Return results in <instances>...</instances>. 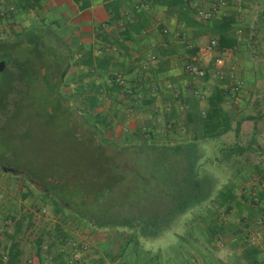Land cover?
Returning <instances> with one entry per match:
<instances>
[{
  "label": "rangeland",
  "instance_id": "rangeland-1",
  "mask_svg": "<svg viewBox=\"0 0 264 264\" xmlns=\"http://www.w3.org/2000/svg\"><path fill=\"white\" fill-rule=\"evenodd\" d=\"M207 5L204 0L202 9H207ZM235 6L243 11L252 10L253 6L256 10L262 8L261 11L253 9L252 26L245 24L249 13H237V22L245 33L259 31V26L264 27V0L241 1ZM149 13L150 37L160 39L158 43L161 44L165 42L161 41L163 34L159 36L155 26L162 12L159 8H153ZM229 13L220 10L216 16ZM32 20L35 26L48 28L49 34L60 37L70 47L73 58L59 83L57 95L50 94L51 89L44 87V84H34L36 80L15 92L14 89L19 86L18 79L14 77L17 71L12 66L8 69L6 65L0 73V241L22 246V256L17 259L20 264H39V261L40 264H66L73 253H77L79 258L75 264H186L187 260L190 264H234V252L240 254L241 244L247 238L254 244L264 243V215L256 214V208L253 215L239 208L227 212L217 196L226 187H230L239 199L259 189L262 179L255 170L264 169V152L229 154L224 146L236 142L232 135L227 141L212 143L213 150L202 145L191 148L195 164L186 182L202 184V196H198L201 199L187 203L182 213H178L168 227H163L167 219L172 218V207L177 205L176 202H189V198L183 196L184 157L172 156L160 146L174 147L178 142L191 144L193 141L185 137L190 130L183 124H164L163 120H154L156 123L149 125L160 133L171 131L177 136L174 142L148 136L146 126L142 130L134 127L126 110L131 108L133 113L137 112L139 105L133 100L129 86L115 91L110 77L111 70L123 72L119 60L123 55H116L117 51H112L116 54L112 68L107 71L83 67L76 62L81 49L87 50L82 48L79 40L74 43L70 41V36L76 35L71 28V19L56 25L42 24L35 17ZM185 35L189 36H184L180 42L186 44L194 40L191 33ZM99 41L101 43L91 47L95 54H111L101 39ZM209 41V37L200 40V47H205ZM179 46V53L187 50L185 45ZM251 47L245 43L244 52L253 54ZM18 51L19 57L26 53L22 48ZM215 53L204 59L213 62L217 57ZM32 64L29 59L28 75L38 79L41 73L38 74L39 71ZM9 72L14 74V78ZM230 72L234 74L233 69ZM12 80L16 81L12 83ZM141 96L139 100H142V106L147 107L142 110L155 118L158 112L152 109L154 105L151 106L149 97L147 94ZM92 97L97 99L95 108L90 106ZM63 105L78 117L77 120L68 124L66 114L52 117L54 112H65ZM166 111L170 112V109ZM178 111L176 117L182 123L183 109ZM71 131L79 132L78 136L71 137ZM246 143L247 139H244L241 145ZM258 144L264 146V141H258ZM116 146L130 153L120 154ZM219 148L224 152H220ZM98 152H104L107 161H114L121 170L115 171L112 163H109L106 175L111 177L101 178L103 161ZM219 158L226 159L223 166L218 164ZM23 174L35 179L31 180ZM42 176L47 177L40 180ZM116 178H121L122 182L115 183ZM43 183L60 185V189L65 191V199L73 196L81 206L74 210L65 207L55 195L42 191ZM69 189H72L71 193L67 192ZM97 198V203H93ZM78 212L92 220L117 218L127 223L131 219L140 225L133 228L109 225L98 228L94 222L80 217ZM14 219H20L19 231H22L21 235L15 237L11 236L15 229ZM144 222L155 228L160 225L155 235H146L141 225ZM212 225L224 228L222 236H211ZM175 235L182 240L181 243L176 241ZM40 236L45 237L44 243L37 244ZM52 243H60L62 251L51 246ZM177 244H183V247L178 246L175 251ZM0 255L6 260L5 251ZM158 258L162 260L161 263Z\"/></svg>",
  "mask_w": 264,
  "mask_h": 264
},
{
  "label": "trees",
  "instance_id": "trees-1",
  "mask_svg": "<svg viewBox=\"0 0 264 264\" xmlns=\"http://www.w3.org/2000/svg\"><path fill=\"white\" fill-rule=\"evenodd\" d=\"M11 2L12 0H8ZM41 0H15V7L22 12L27 11H37L39 9V3ZM93 0H71V2L77 6L79 11H83L89 8L92 4ZM105 12L108 15L105 23L100 24L98 26L96 35L99 39H101L103 45L107 47L106 49L111 50V54H102V55H92L91 51H82L80 54L79 60L76 62L83 67L89 69H96L100 72L109 70L108 67L112 66V62L115 58V55L122 54L125 57L129 51V46L126 43L132 42L138 35L143 32L149 31L151 25V14L149 11L153 8L162 7L165 9V14L174 18L177 22V25L180 26V29L174 33L163 31L165 30L164 26H155V31L160 34H163V38L160 42L161 44H157L149 48L150 52L146 53V57L143 60H139L138 62V74L142 72H147L150 68L149 66L156 62L158 59L165 58V56L176 55L178 54L179 45L188 47V44L183 41L180 42L181 39L186 36V32L191 33V36L195 40H202L206 37L211 38V40L216 41V51L219 54L224 53L227 50H234L237 46V36H240L242 33L244 34V29L238 27H233L237 20V14L232 11L229 14H223V16H215L208 20L201 21L197 17V12L202 10V2L204 0H100ZM207 1V9L211 10V5L218 0H206ZM230 5L232 2L235 5L239 2H245L247 0H222ZM146 2V3H145ZM151 7V8H150ZM150 8V9H149ZM204 10V9H203ZM227 9L223 10L226 12ZM218 13V12H217ZM216 13V14H217ZM216 18V19H215ZM113 26L112 30L107 33L105 29ZM48 28H42L38 25L32 26V28H27L22 30L21 32L15 33L11 39L0 40V61H4L9 69V66H12L14 70L17 71L15 73V78L18 79L17 88L14 89L15 92L19 90L22 86L33 84L32 81L36 80L34 84H41L44 87H49L50 94L57 95V88L59 83L62 81L63 77L66 74L67 67L70 65V62L73 58V53L70 50V47L62 42V39L56 35L49 34ZM150 36V32L148 34ZM160 40V39H159ZM158 40V41H159ZM174 40L179 42H174ZM101 43V42H100ZM179 43V44H178ZM103 45H101L103 47ZM191 46V45H189ZM183 47V48H185ZM22 48L25 50V54L19 57V49ZM185 52L181 54L184 57V62L182 65V69L184 71V66L186 63H190L193 61L198 54V47H189L186 48ZM112 51H117L116 53H112ZM147 51V50H146ZM109 53V52H108ZM184 53V54H183ZM150 56H154V60L151 61ZM33 62L32 65L39 71L38 74L41 73V76L38 79L33 78V76L28 75L29 68V59ZM121 59V58H120ZM119 59V60H120ZM118 60V61H119ZM117 61V60H116ZM121 61V60H120ZM142 61V62H141ZM121 68L123 72H117L115 70H111L110 77L113 82L114 90L120 91L121 88L129 86L130 93L134 96V101L142 98V88L139 86L138 79H140L142 75L137 76V73H134V77L131 76V73L134 70H126L124 63L121 61ZM10 75H14L9 72ZM185 73V72H184ZM187 74V73H185ZM188 75V74H187ZM207 75V72H206ZM205 75V80L207 77ZM190 78L191 76L188 75ZM13 77V76H12ZM13 77V78H14ZM235 78V77H234ZM192 79V78H191ZM236 79V78H235ZM45 80V81H44ZM219 81H226L225 85L230 83L228 77H224L223 79H219ZM237 80V79H236ZM13 81L16 80H12ZM44 81V82H43ZM110 81V82H111ZM44 84V85H43ZM135 84V85H134ZM225 94L235 96L237 94H232L230 89H221L216 88L213 94L208 98V111L203 120L202 131L205 136L214 137L215 135H219L222 132H225L230 127V120L222 110L220 104L223 102V97ZM148 96V95H147ZM144 99V97H143ZM96 97L91 98V107L95 108L96 106ZM146 100H144L145 103ZM64 106L65 112H54L55 116H61L66 114L69 118L68 124L72 120H77L78 117L74 116L72 111L69 112V109ZM175 113V110L173 111ZM174 113H171V116L174 117ZM72 117V119H70ZM72 134H69L71 137L78 136V133L71 131ZM90 139V138H89ZM92 141V139H91ZM95 147V146H94ZM193 145H184L179 147H162V149H166L168 154L175 156L181 155L183 160L185 161V174L183 176V189H184V198H189V202L185 201L184 203H177V205L173 206V216L172 218L167 219V221L163 224L165 227L169 226L172 220L175 219L178 213H182L181 211L186 207L187 203H192L197 199H201L198 196H202L201 189H203L202 184L199 182L187 183L188 175L190 173V169L195 164V155L194 152H191L190 149ZM159 148V147H157ZM97 149V148H96ZM116 150L119 151L120 154L130 153L126 152V149L115 147ZM101 151V149L99 148ZM229 154H241L242 152H228ZM100 155V159L102 168L100 169V177H111V175H106L108 170L106 168L107 164L112 163L114 166V170H121L119 165L114 161H107L104 156V152H98ZM16 171V170H13ZM255 172L260 175L261 186L259 189H256L254 192H251L249 196H241L239 199L235 194H233L232 189L230 187H226V189L219 191L217 196L220 200V205L225 206V210L229 212L233 208H239L240 210H246L249 215L253 214H261L264 215V169H256ZM29 179L33 180L34 177L30 175H25ZM47 176H42L40 180ZM115 178V177H114ZM114 180V179H113ZM112 180V181H113ZM116 181L122 182L121 178H116ZM43 182V181H42ZM41 182V183H42ZM50 185V187H49ZM42 191L46 194H53L57 197L59 203L64 205L65 207H72L76 209V207L81 206L78 204L73 196H70L69 199H65V191L63 192L60 189V185L54 186L51 184H42ZM67 192L71 193L72 189L67 190ZM183 199V198H181ZM99 198L93 200V203H97ZM191 201V202H190ZM180 204V206H179ZM89 204L83 205V208L88 207ZM117 208V207H115ZM256 208V212L254 213ZM76 211V210H75ZM79 213V212H78ZM80 214V213H79ZM80 217L86 219L89 222H94V224L100 228L109 226H126L129 228H133L134 226H139L138 222L131 221V219L125 223L121 219H107L105 220H92L89 216H85L84 214H80ZM145 223V222H144ZM141 225L144 226V231L146 235L153 236L156 234L157 228L152 227L148 222ZM136 224V225H135ZM247 226V225H245ZM224 233V228L222 226L212 225L210 228V234L212 237H220ZM242 251L239 255L235 253L234 264H264V243L263 244H254L249 238L241 244ZM138 251V250H137ZM20 255L18 251V244H11V248L9 250V255H7L6 260L2 259L0 255V264H17L18 256ZM208 263V262H207ZM66 264H69V260L66 261Z\"/></svg>",
  "mask_w": 264,
  "mask_h": 264
},
{
  "label": "crops",
  "instance_id": "crops-1",
  "mask_svg": "<svg viewBox=\"0 0 264 264\" xmlns=\"http://www.w3.org/2000/svg\"><path fill=\"white\" fill-rule=\"evenodd\" d=\"M233 3L234 2L228 5L226 11H234L236 14L241 11V14L246 13L245 15L249 13L246 16L247 21L245 24H251L252 26V19H254L252 14L255 13V6H253L254 10L246 9L243 11V9L240 10V8H237ZM158 8L159 11L162 12V16L157 18V26L162 25L166 27L170 33L179 30L180 26L177 25L176 20L167 16L164 8ZM261 10L262 8L258 7V10L256 11ZM33 17H35V19H40L42 24L54 23L55 25L63 23L65 19H71L70 24L71 26L73 25L71 28L76 35L72 34V37L70 36V41H73L72 43H74V41L79 40L82 48L91 51L92 55L95 56L96 54L91 47L100 43L96 32L98 26L105 23L108 15L100 0H93L91 6L83 11H79L77 6L74 5L71 0H41L37 11L31 10L27 12H22L17 9L15 7V0H12L11 2L8 0H0V40L10 39L15 33L35 26V21L32 20ZM237 19L238 17H236V20ZM238 26H241L238 22L233 25V27ZM112 28L114 27L110 26L105 30L109 33ZM149 32L150 31L143 32L132 42L126 43L130 49L127 51L128 54L120 60L124 63L126 70H134V72L131 73L132 77H134V73L138 74L139 60H143V58L146 57V53L150 52L149 48L158 44L159 39L157 38L158 40H156L151 38L148 35ZM186 33L189 34L188 31ZM249 38H251V40H249ZM187 43L188 47L186 48L191 46L198 47L199 50L201 48L199 40H189ZM245 43H249L252 46L253 54L249 55L247 52H244ZM181 53L158 59L149 66L150 68L147 72L140 73V75L143 74V76L137 80L139 86L143 87L141 90L142 93L140 94L148 95L151 106L152 104L154 105L152 106V109L154 108V111L158 112V114L155 118L151 117L148 113L142 110V108L144 110L147 108L145 105L142 106V100H137L135 103H138L139 105V107L136 108L139 113L138 115H136L137 112L133 113L131 108L126 110V112H129V116L133 120L131 122L135 125L134 127H140L142 130L146 126L145 130H147L148 136L152 135L155 138L158 137L162 141L176 140L175 138H177V136L171 131L160 133L159 130H153L149 127L150 124L154 123V120H163L164 124H173V126L180 124L186 125L190 132L186 134L185 137L189 141H193L189 144L193 145L192 148H198L202 145L206 148L209 147V150H211L212 143L222 142L224 140L227 141L232 135L236 142L231 146H224L227 147V152H242L241 154H244V152H264V146L258 144V141H264V27L259 26V31L254 30L253 33H250L249 31L248 33H242L240 36H237V46L234 50H227L222 54L215 53L216 56H223L225 58V74L230 75V70L233 69L234 77L241 83V87L237 95L227 96L225 94L223 97V102L220 106L230 120V127L227 131L215 135L214 137H204L202 131L203 120L208 111L207 100L216 88H221L223 90L226 88L225 86L228 85H225L226 81L218 80V70L214 69L213 62L209 63L208 59H203L201 62L207 72V78L205 80L191 79L182 69L185 55L183 56ZM111 68V66L108 67V69ZM140 75L138 74L137 76ZM236 96L238 97L236 98ZM132 98H134V96H132ZM169 109L170 112H167L166 110ZM182 109L184 112V121L181 123L180 119L176 116L179 114L178 110ZM174 110L175 113L173 112ZM243 112L247 114H243ZM171 113L175 114V118L171 116ZM167 121L168 123H166ZM134 130L136 129L134 128ZM134 130L133 132H135ZM132 138L135 137L133 136ZM244 139H247V143L242 146L241 142ZM135 140L141 139L136 138ZM184 145L186 144H180L178 142L175 143L174 147ZM162 147L167 148L171 147V145H161L160 148ZM253 147L256 150H254ZM232 148L234 150H231ZM219 151L224 152L221 148H219ZM222 159L219 158L217 161L220 166H223L226 162L225 158ZM1 184L2 183H0V185ZM14 223L15 229L12 231L11 236L15 237L16 235H21L22 231H19L21 225L20 219H14ZM40 238L41 239L37 240V244L44 243L45 237L40 236ZM175 239L177 242L179 240V243L182 242V240L176 235ZM40 240L42 241L40 242ZM175 243H173V245ZM183 244H177L174 250L177 251V247H183ZM50 245L56 246L55 248L57 249H61L60 243H52ZM0 247L2 248L0 249V252L5 251L6 254L9 255L11 244H6L0 241ZM18 251L20 253L18 258H20L23 253L21 245H18ZM60 251H62V249ZM37 259L39 260V258ZM58 260L59 259L57 258L56 261ZM158 262L161 263L162 260L158 258ZM187 263L188 260L186 264ZM17 264H20V262H17ZM188 264H190V262Z\"/></svg>",
  "mask_w": 264,
  "mask_h": 264
},
{
  "label": "built area",
  "instance_id": "built-area-1",
  "mask_svg": "<svg viewBox=\"0 0 264 264\" xmlns=\"http://www.w3.org/2000/svg\"><path fill=\"white\" fill-rule=\"evenodd\" d=\"M227 7L228 5L226 2L222 0H218L217 2H214L211 5V10H203V9L199 10L197 12V17L200 20L205 21V20L215 17L217 12H219L220 10L223 11ZM163 32L166 33L167 31L164 30ZM214 51H216V41L211 40L207 43L205 47L200 48L197 56L193 58L192 62L185 64L184 71L188 75H190L193 80H203L206 75V70L202 66L201 62L205 56L207 57L210 56ZM149 59L153 61L154 56H150ZM224 59L225 58L223 56H217L215 60L213 61V67L214 69L218 70L217 77L219 79H223L224 77L227 76L228 79L230 80V83H228V86H225L226 87L225 89L229 88L232 94H237L240 91L241 83L234 78V74L233 75L225 74V60ZM78 259H79L78 254L73 253L69 260V264H75Z\"/></svg>",
  "mask_w": 264,
  "mask_h": 264
},
{
  "label": "water",
  "instance_id": "water-1",
  "mask_svg": "<svg viewBox=\"0 0 264 264\" xmlns=\"http://www.w3.org/2000/svg\"><path fill=\"white\" fill-rule=\"evenodd\" d=\"M5 68H6V63L4 61H0V73H2Z\"/></svg>",
  "mask_w": 264,
  "mask_h": 264
}]
</instances>
